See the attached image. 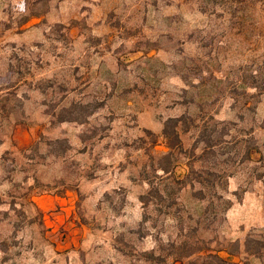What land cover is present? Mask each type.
Returning <instances> with one entry per match:
<instances>
[{"label": "rangeland", "instance_id": "1", "mask_svg": "<svg viewBox=\"0 0 264 264\" xmlns=\"http://www.w3.org/2000/svg\"><path fill=\"white\" fill-rule=\"evenodd\" d=\"M182 247L264 264V0H0V264Z\"/></svg>", "mask_w": 264, "mask_h": 264}, {"label": "trees", "instance_id": "2", "mask_svg": "<svg viewBox=\"0 0 264 264\" xmlns=\"http://www.w3.org/2000/svg\"><path fill=\"white\" fill-rule=\"evenodd\" d=\"M76 119L73 120H68L63 118L61 121H75ZM181 119L180 118H174V119H170L164 128L163 131V135L165 137V139L168 142V148L170 150V152H168L165 156H162V160H169L172 161V164L174 163V160H176L175 156H173V152L172 150L176 147H178L180 150H182V142H181V138L179 135V132L177 131V127H179V123H181ZM175 168V166L173 165L172 170H169L168 168L165 167H161L160 169L165 173V174H169V173H173V169ZM173 247H176L175 244H173ZM181 249H184L185 252H183V254H180L179 256H177L173 262H168L166 257L163 256H156L154 254H152L151 259L154 260V262H156V264H197L195 261L190 260V257L196 253H198L195 249L191 250L192 252H189V248H184L182 247ZM183 251V250H182ZM187 251V252H186ZM232 256V255H230ZM218 258L221 260V262L223 263H227L228 259L223 258L218 256ZM186 260V262H185Z\"/></svg>", "mask_w": 264, "mask_h": 264}, {"label": "crops", "instance_id": "3", "mask_svg": "<svg viewBox=\"0 0 264 264\" xmlns=\"http://www.w3.org/2000/svg\"><path fill=\"white\" fill-rule=\"evenodd\" d=\"M36 202L38 203V207L43 211H51L55 209L59 210V212L57 213V221L55 222L56 226H54L55 230H58L62 225H66L67 221L69 220V213L71 210L67 206L68 205L67 197L58 196V195H49V196H43L40 199L37 198ZM68 248H69V244L65 246L63 250H66Z\"/></svg>", "mask_w": 264, "mask_h": 264}]
</instances>
